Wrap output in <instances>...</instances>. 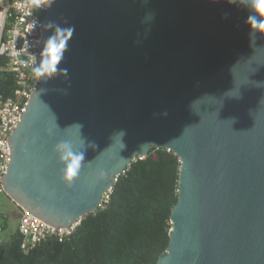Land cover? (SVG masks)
<instances>
[{
  "label": "water",
  "instance_id": "obj_1",
  "mask_svg": "<svg viewBox=\"0 0 264 264\" xmlns=\"http://www.w3.org/2000/svg\"><path fill=\"white\" fill-rule=\"evenodd\" d=\"M46 2L39 68L57 28L75 30L9 136L6 194L68 226L98 209L132 161L165 147L181 158L179 198L155 264H264V27L250 19L264 15L255 0ZM62 142L84 153L71 183Z\"/></svg>",
  "mask_w": 264,
  "mask_h": 264
},
{
  "label": "trees",
  "instance_id": "obj_2",
  "mask_svg": "<svg viewBox=\"0 0 264 264\" xmlns=\"http://www.w3.org/2000/svg\"><path fill=\"white\" fill-rule=\"evenodd\" d=\"M0 55V93L11 96L16 78ZM181 158L152 146L118 176L103 204L82 217L68 239L49 238L23 248L17 228L0 237V264H155L170 241L171 212L179 198ZM3 228L9 215L0 214Z\"/></svg>",
  "mask_w": 264,
  "mask_h": 264
},
{
  "label": "built area",
  "instance_id": "obj_3",
  "mask_svg": "<svg viewBox=\"0 0 264 264\" xmlns=\"http://www.w3.org/2000/svg\"><path fill=\"white\" fill-rule=\"evenodd\" d=\"M47 7L46 0H0V55L8 57L7 69L16 78L13 95L5 97L0 93V196L6 194L2 176L11 161L9 136L21 120L32 93L40 84V76L33 69L39 68L38 56ZM107 193L105 195L108 196ZM81 221L82 217H78L68 226L55 227L21 209L18 222V229L23 236L21 245L23 248H31L49 238L64 241L71 237ZM3 225L0 216V230Z\"/></svg>",
  "mask_w": 264,
  "mask_h": 264
},
{
  "label": "clouds",
  "instance_id": "obj_4",
  "mask_svg": "<svg viewBox=\"0 0 264 264\" xmlns=\"http://www.w3.org/2000/svg\"><path fill=\"white\" fill-rule=\"evenodd\" d=\"M255 6L258 12L261 15H264V0H255ZM253 21L254 26L264 27V21H258V17H250ZM74 27L69 26L66 29H59L56 30V35L51 37L48 42L46 49L43 53L45 56V62L42 68H34L33 71L37 76L43 75L45 72L51 74L56 71L57 65L59 64L62 54L65 51L66 45L68 41L72 38L74 33ZM115 136H119L122 142L123 136L125 135L124 131H119L114 134ZM114 142V141H113ZM58 151L62 153V159L70 161L66 170L64 179L65 181L71 183L74 178L77 177L79 174L81 163L84 160V153L83 152H73L72 146L68 142H62L57 146Z\"/></svg>",
  "mask_w": 264,
  "mask_h": 264
},
{
  "label": "rangeland",
  "instance_id": "obj_5",
  "mask_svg": "<svg viewBox=\"0 0 264 264\" xmlns=\"http://www.w3.org/2000/svg\"><path fill=\"white\" fill-rule=\"evenodd\" d=\"M17 209L16 203L11 201L7 194L0 196V214L9 215V224L6 229L0 231V237L9 238L17 229V217L14 211Z\"/></svg>",
  "mask_w": 264,
  "mask_h": 264
},
{
  "label": "crops",
  "instance_id": "obj_6",
  "mask_svg": "<svg viewBox=\"0 0 264 264\" xmlns=\"http://www.w3.org/2000/svg\"><path fill=\"white\" fill-rule=\"evenodd\" d=\"M11 201H13V200L11 199ZM16 206H17V209L14 211V213L16 214V217H17V228H18V222H19V217H20L21 209H20V207L17 204H16ZM4 214H6V213H4Z\"/></svg>",
  "mask_w": 264,
  "mask_h": 264
}]
</instances>
